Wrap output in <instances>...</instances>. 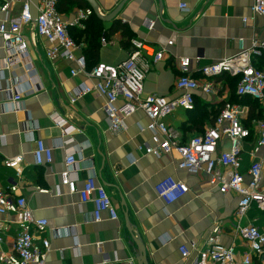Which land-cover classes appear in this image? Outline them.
<instances>
[{
    "label": "crops",
    "instance_id": "crops-1",
    "mask_svg": "<svg viewBox=\"0 0 264 264\" xmlns=\"http://www.w3.org/2000/svg\"><path fill=\"white\" fill-rule=\"evenodd\" d=\"M25 1L0 0V4H8L9 16L15 18L21 15ZM91 1L98 10V15L94 13L91 17L100 19L106 31L118 21L126 33L109 35L105 43L101 40L97 58L88 56L89 68L96 63L116 66L127 59L132 51L130 39L165 52L160 62L145 60L146 95L172 99L181 94L176 88L179 58L191 59L192 75L202 82L199 69L238 54L240 40L248 49L254 41L264 39V18L253 17L251 11L254 0ZM91 1L59 0L60 14L69 24L68 31L79 46V54L86 44L77 43L76 39L81 37L79 32L91 17L82 25L71 24L79 10L92 9ZM182 2L188 5L189 14L180 10ZM5 18L0 13V23ZM24 40L27 52L21 64L7 67V53L0 37V183L4 188L19 183L20 194L35 218L48 221L50 230L45 238L51 249L47 264H138L142 253L134 238L144 247L148 264H194L197 253L184 260L180 248L193 243L204 246L217 226L221 229L218 241L226 247L235 246L236 259L241 261L249 248L236 234L238 197L234 193L221 194L219 186L211 184L204 171L191 175L180 170L176 153L161 157L147 154L145 147L154 144L148 130L149 120L142 111L127 120L125 132L113 134L104 111L105 97L92 92L71 101L78 87L92 88L95 80L83 73L72 76L71 71L77 67L72 61L50 60L47 57L50 44L36 34L33 26L25 32ZM234 80L230 75L215 79L217 95L195 94L197 112H176L167 118L166 123L179 134L182 143L214 125L215 121L205 118L206 113L232 102L237 87ZM55 112L65 122L63 130L53 122ZM70 139L73 144L60 145ZM38 141L54 148L52 164H35ZM252 148L251 141L244 146V172L251 164ZM68 149L75 150L79 160L73 167L78 189L84 187L88 178L96 176L97 182L109 192L118 220H109L105 215L102 222H94V204L83 203L80 195L70 194L61 185ZM229 149L227 141L220 146V151ZM16 156L24 159L20 177L16 170L3 164ZM169 177L189 188L184 197L171 205L162 202L156 193V186ZM249 218L257 219L258 226L264 229L262 217L254 210ZM0 220L8 218L0 216ZM17 232L18 227L7 225L0 234L4 239L2 251L11 252ZM261 262L264 264V260Z\"/></svg>",
    "mask_w": 264,
    "mask_h": 264
},
{
    "label": "built area",
    "instance_id": "built-area-1",
    "mask_svg": "<svg viewBox=\"0 0 264 264\" xmlns=\"http://www.w3.org/2000/svg\"><path fill=\"white\" fill-rule=\"evenodd\" d=\"M33 6L32 0H26L21 15L14 18L9 16V5L0 4V13L6 16L0 23V37L7 53L5 65L13 67L21 64L22 56L27 52L24 34L33 26L36 34L49 42L47 57L50 60L62 58L72 61L77 65L76 69L71 71L72 76L83 73L95 80L92 88L85 85L78 87L72 102L92 92L105 97L107 102L104 111L110 131L115 135L125 132L127 120L136 112L142 111L149 120L148 130L152 133L154 144V147H145L147 154L161 157L176 153L180 160V170L191 175L204 171L210 183L219 186L221 194L234 193L238 197L235 211L236 234L249 248L244 258L237 261L235 246L226 247L218 241L221 229L217 226L204 246L199 247L193 243L189 247L180 248L184 260H188L193 252L198 255L194 264H254L255 259L264 260V229L258 226L257 219L249 218L253 210L264 213V155L260 157L264 154V119L254 120L252 127L248 128L244 123L249 119L250 108L226 102L214 125L187 143H182L179 134L166 123L167 118L176 112L194 111L197 92L206 96L217 95L214 80L224 75L238 79V97H250L264 109V69L255 64L256 61L264 59V39L254 41L248 49L245 48L244 41L240 40L238 54L199 69L202 82L192 75L191 59L179 58L180 76L176 88L181 94L168 99L145 94L148 70L145 60L160 62L164 59V51L157 52L143 41L133 39L132 51L127 59L116 66L99 63L88 71L85 57L79 54V46L69 34V24L58 11V0H38L36 19L33 17ZM180 10L185 14L190 13L185 2L180 4ZM251 11L253 17L264 18V0H254ZM94 13L90 8L79 10L75 22L71 25H82V22ZM201 58L198 57L197 61ZM8 91L14 92L12 89ZM52 119L58 128H65V122L58 113L55 112ZM252 135L255 136V144L249 153L251 164L244 172L242 153ZM224 141L230 144L228 151H220ZM73 143L74 140L70 139L60 145L66 147ZM53 153L54 148H48L43 141H38L34 153L35 164H52ZM23 161L22 156H16L4 160L3 164L16 170L20 177ZM78 162L76 151L68 149L66 169L60 176L61 185L67 187L70 194L80 195L83 203L91 201L94 204V222H102L105 215L109 220H118V212L111 196L107 189L97 182L96 176L88 178L84 187L78 189L77 180L73 176V167ZM246 176L249 177L248 181ZM41 192L47 193L46 190ZM188 192L189 188L183 182L171 177L156 186L158 198L167 205L180 200ZM0 216L8 218L0 220V234L6 231L7 225L18 227L11 252L6 253L0 249V264H47L51 244L45 234L50 230L49 223L47 220L35 218L27 200L20 194L19 183H10L7 188L0 183ZM3 242L4 239L0 236V246Z\"/></svg>",
    "mask_w": 264,
    "mask_h": 264
},
{
    "label": "trees",
    "instance_id": "trees-1",
    "mask_svg": "<svg viewBox=\"0 0 264 264\" xmlns=\"http://www.w3.org/2000/svg\"><path fill=\"white\" fill-rule=\"evenodd\" d=\"M59 3L60 2L58 0V6H59ZM82 7H84V6H82ZM58 11H59V7H58ZM124 30H125V27L121 24V22H118V21L117 22L115 21L113 23L112 27L107 31L104 27V23L100 19L96 18L95 16L89 18L86 21L85 29L83 31L79 32L81 37L78 38V40L76 39V41H77V43L84 42L86 44V48L83 50V53L81 55L84 56L86 59L88 71H91L92 69H94L99 64V63H96L94 66L89 68L88 56L89 55L92 56L93 59L97 58L98 53H99V49L101 48V40L107 39V37L109 35H114L115 33L119 32V31H123L125 34L126 31H124ZM129 41H132V39H130ZM130 51H131V49H130ZM263 60L264 59H260L258 64L256 65L260 69H264V62L261 63V61H263ZM234 81H235V85L237 86L238 79H235ZM195 100H196V95H195ZM231 103L239 104L242 106H247L250 108L249 119L247 120L246 123H244L245 126L248 128L252 127V122L254 120L259 121V120L264 119V109L261 107V105L257 101L251 99L250 97H243V98L238 97L236 95V87L234 89V99L232 100ZM198 105L199 104L197 103V101H195V109H194V111H192L190 113L197 112ZM223 106H224V104H220L218 108L213 109L210 113L208 111L206 113L205 118L207 120L208 119L210 120V118H211V122L213 123L214 121H216V119H217L219 113L221 112ZM249 141L253 142V145L255 144V139H254L253 135ZM254 211L256 212L257 215L260 216V218L262 217V220H263L262 223H264V219H263L264 213L259 212L257 210H254ZM256 264H262V262L260 260H256Z\"/></svg>",
    "mask_w": 264,
    "mask_h": 264
},
{
    "label": "water",
    "instance_id": "water-1",
    "mask_svg": "<svg viewBox=\"0 0 264 264\" xmlns=\"http://www.w3.org/2000/svg\"><path fill=\"white\" fill-rule=\"evenodd\" d=\"M32 1H33V4H34V6H33V17H34V19H36L37 18V9H36V6H38V0H32ZM91 7L95 11V13H97V15H98L97 7L94 5L93 1H91ZM134 242L139 246L140 251L142 253V258L139 260V263L138 264H148L147 263V260H146L145 249H144L143 246H141L140 240L137 239V238H134Z\"/></svg>",
    "mask_w": 264,
    "mask_h": 264
},
{
    "label": "rangeland",
    "instance_id": "rangeland-1",
    "mask_svg": "<svg viewBox=\"0 0 264 264\" xmlns=\"http://www.w3.org/2000/svg\"><path fill=\"white\" fill-rule=\"evenodd\" d=\"M263 264V263H262Z\"/></svg>",
    "mask_w": 264,
    "mask_h": 264
}]
</instances>
